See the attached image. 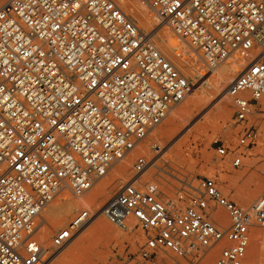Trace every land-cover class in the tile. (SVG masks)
I'll return each mask as SVG.
<instances>
[{
	"label": "built area",
	"instance_id": "1",
	"mask_svg": "<svg viewBox=\"0 0 264 264\" xmlns=\"http://www.w3.org/2000/svg\"><path fill=\"white\" fill-rule=\"evenodd\" d=\"M144 1L207 68L235 54L248 60L228 87L234 122L247 125L252 103L264 97V0ZM151 32L114 0H8L0 7V264H50L91 213L78 212L45 248L38 238L43 209L65 191L83 196L190 94L191 82ZM254 140L245 126L237 149ZM214 147L227 154L223 143ZM149 164L139 156L137 177L101 210L117 227L136 221L145 236L139 257L169 250L196 264L220 245L215 264H244L250 228L264 227V191L245 208L213 178L186 177L169 196L155 182L141 184ZM218 208L227 212L226 227L215 222Z\"/></svg>",
	"mask_w": 264,
	"mask_h": 264
},
{
	"label": "rangeland",
	"instance_id": "2",
	"mask_svg": "<svg viewBox=\"0 0 264 264\" xmlns=\"http://www.w3.org/2000/svg\"><path fill=\"white\" fill-rule=\"evenodd\" d=\"M141 1L145 2L144 0ZM114 2L119 5L116 0H114ZM120 9L123 11V8L120 7ZM124 13L131 18L129 13ZM151 13L155 14L153 11H151ZM136 24L138 27H141L137 22ZM160 27L166 28L170 32L171 38L177 41L178 44L182 45L181 49L174 50V52L180 53V59H184L186 63L188 60V62L192 61L191 63L185 64V67L182 66V70H180V72L191 82V92L187 98L170 113L165 121L156 127L154 131L150 133L136 148H140L139 146L145 145L147 143L154 145V136L157 135V138L161 137L160 132L169 128L167 124L168 120H170V118H172V116L183 106L190 102L188 100L192 98L195 91H197L196 94L200 95L201 98H204V101L201 99L195 107H191V110H189V112L183 116V119L181 118L176 121L172 127V132L168 134V136H163L159 139V142L162 144V146L157 144L156 147L152 148L150 151V156L140 152V149L136 150L135 148L123 159L116 162L103 178L96 181L91 187L92 189L90 192L93 191V188L95 189V187L100 185V183L106 181V179H108V177L114 173L116 167L121 165L124 160L132 156L134 157V160L132 159L130 170L127 174L122 176L125 183L130 180H134L137 177L134 174V164L136 159L139 156H145L150 161V164L140 178L141 184L146 182H155L164 189L167 195L174 196L177 187H179V179H184L186 177H209L216 181L222 193L229 199L237 202L239 205L245 208L249 207L264 191V97L252 103V114L249 117L247 125L235 124L232 98L230 95H228L227 101L229 103L230 115L227 117V119L221 118L218 114H216V109L214 107L212 108V111L215 115L210 122L205 123L204 119H200L199 121H195L196 123L193 125L194 127L199 128L193 130V127L191 130H187L188 128L185 127L184 121L188 119V117L190 118L193 115H196L198 108L201 107L200 104L203 105L205 101L212 95L205 92L207 87L206 84H203L204 80H201L202 77L207 79L216 75L226 63H232L235 60L240 61V56L235 54V57L227 59L217 67L212 69L207 68L199 58L198 54L192 50L185 41L175 35L173 31L167 25H165V23H161ZM140 29L146 32H150L152 30H146L142 27ZM153 42L155 44L154 38ZM163 53L164 56L169 60L170 56H168L165 52ZM256 53H254L253 56H255ZM245 65L246 64H244V66ZM190 67L193 68L190 70ZM245 126H251L253 128L255 134L254 144L248 148L237 149V140ZM215 141L217 143H223L228 148L227 154L225 156H221L215 150ZM235 159L240 160L241 166L234 167L232 165V162ZM223 177L226 180L223 179ZM138 184L139 183H137V185ZM223 185L226 186L224 187ZM61 194V197L66 194L71 195L67 191ZM58 198H60V195L56 199ZM108 200L103 203L102 207ZM47 207L48 205L45 207V209ZM83 210L88 209L81 208L80 210L74 212L72 217H70L68 220L70 221L78 212ZM45 211L41 212L38 219L39 228H41L40 222L43 219ZM100 213L101 211L97 213V215H100ZM94 214H96V212ZM216 216L218 217L217 219L220 221L222 226L226 227L229 225V217L224 209L218 208L216 211ZM99 218L104 221L107 220V223L114 227L115 230L118 229L121 231L120 235L113 233L108 235L109 237H100L97 235H95L97 237H94L93 235L88 237L86 243H90V245L88 244L89 247L85 252L90 255L95 254L93 247L96 245L97 250L103 252V258L105 256L101 262L102 264H193L187 259L176 256L169 250H158L150 260H142L139 257V251L145 242V236L141 228L137 226L136 221L130 220L128 222V226L130 225V227L127 229H120L116 225L112 224L104 215H101ZM58 231L59 230L54 232V235ZM114 234L117 238H114ZM53 236L50 238V242L52 241ZM89 238L91 240H89ZM132 241H135L134 245H132ZM261 247L264 249V227L253 226L250 228V242L244 259V264H264V250H261ZM253 249H255V252H253ZM220 250V245L213 247L201 259V261L196 264H215V260L219 256ZM212 253L214 256L212 259L208 260V257ZM78 258L79 257L72 258L71 264H80ZM55 262L56 261H52L50 264H54Z\"/></svg>",
	"mask_w": 264,
	"mask_h": 264
},
{
	"label": "bare ground",
	"instance_id": "3",
	"mask_svg": "<svg viewBox=\"0 0 264 264\" xmlns=\"http://www.w3.org/2000/svg\"><path fill=\"white\" fill-rule=\"evenodd\" d=\"M6 2L7 0H0V7ZM116 2L119 4L118 6L123 8V11L125 10L124 12L129 13L131 15V18L135 20V22H137L143 29L146 30L152 29L151 30L152 32L151 31L150 32L153 34L156 47L160 50V52L163 55H164L163 52H165L168 56H170L169 61L172 62L173 65L175 64L176 65L175 67L179 71L182 70V66L185 67L184 66L185 64L192 62V61L188 62L189 60L187 59L188 61L186 63L184 59H180L179 52H174V50L181 49L182 45L178 44L177 41L171 38L170 32L166 28L160 27L161 23L163 22L155 14L151 13L152 10L147 5L146 2H142L141 0H116ZM239 59L240 61L235 60L232 63L229 62L226 63L224 66H222V68L219 70V72L216 75L211 76L210 78L205 79L204 77H202L201 80H204L203 84H206L207 87V90L205 92L212 95L210 98H208L205 101L204 104L202 103L203 105L200 104L201 107L198 108V112L196 115H193L190 118L188 117V119L184 121L185 127L188 128L187 130H191L194 127L193 126L194 123H196L195 121H199L200 119H204L205 123L210 122L215 115L212 111V108L214 107L216 109V114H218L221 118L227 119V117H229L230 108H229V103L227 101V96L229 95L228 87L233 81V79L248 64V60L243 59L241 57ZM244 64L246 65L244 66ZM191 68L193 67H190V70ZM196 92L197 91H195V93H193L192 98L188 100L190 102L187 103L185 106H183L179 111H177L172 116V118H170V120H168L167 124L169 128L160 132L161 137L157 138L156 137L157 135L154 136L153 138L154 145H152L151 143H147L145 145L139 146L140 148H136V150L140 149V152L150 156V151L152 148L156 147L157 144L162 146V144L159 142V139L162 138L163 136H168V134L172 132V127L174 126L176 121L181 118L183 119V116L187 114L189 110H191L192 106L195 107L196 104H198V102L201 99L204 101V98H201V96L196 94ZM197 128L199 127H194L193 130ZM133 158L134 157L132 156L124 160V162L122 161L123 163H121V165L119 166L117 165L118 167H116L114 173L110 177H108L106 181L100 183V185L95 187V189L93 188V191L90 192L92 188L88 190L86 192V195L84 194L81 197L74 198V196L72 197L69 194L68 195L66 194L61 197L62 195L61 194L60 198L51 202V204H49L46 209L45 208L43 209V211L46 210L45 211L46 215L44 214L43 219L40 222L41 228H39L40 233L38 234H39V240L42 246L45 248H49L51 246L50 238L54 235V232L65 227L69 221L68 219L72 217L74 212L80 210L81 208L82 209L85 208L88 209L91 213V218L84 225V227L75 235L73 240L68 245L59 249L55 253L53 257V262L54 261L56 262L54 264H71L72 258L74 257H79L78 261H80V264H100L102 260L105 258V256L103 258L104 255L103 252L97 250L96 245L93 247V249L95 250V254L90 255L86 253L85 251L88 249L90 245V243H88L89 244L88 245L86 242L90 235H93L94 237L97 236L105 237L113 233H116V235H120L121 232L120 230L118 229L115 230L114 227L110 226V224L107 223L108 222L107 220L104 221L100 219L99 217L102 214L100 213V215L99 214L97 215V213H99L102 210L101 207L103 203L106 200H108L112 195H114V193L121 187V185L125 184L122 175L127 174L129 172ZM224 177L223 179H225ZM131 181L133 180H130V182ZM223 186L225 187L226 185ZM95 212L96 214H94ZM217 218L218 217L216 216L215 222L220 223V221ZM129 221L130 220H128V222ZM128 222H126L124 227H118V228L127 229L128 227H130V225L128 226ZM116 235L114 238H117ZM89 240L91 239L89 238ZM134 244L135 241H132V245ZM255 249H253V252H255ZM261 250L264 249H262L261 247ZM213 256L214 254L212 253L208 257V260L212 259Z\"/></svg>",
	"mask_w": 264,
	"mask_h": 264
}]
</instances>
